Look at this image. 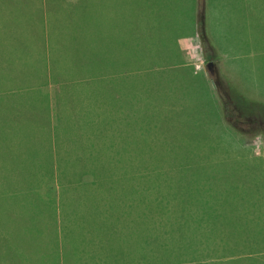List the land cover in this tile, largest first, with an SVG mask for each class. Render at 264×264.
<instances>
[{
	"label": "rangeland",
	"instance_id": "rangeland-1",
	"mask_svg": "<svg viewBox=\"0 0 264 264\" xmlns=\"http://www.w3.org/2000/svg\"><path fill=\"white\" fill-rule=\"evenodd\" d=\"M206 1L205 8L201 0L197 3V12L206 13L205 41L197 17L193 35L177 38L176 44L167 34L182 28L171 27L168 19L182 15H168L181 11L184 0H84L78 6L77 0H0V66L11 65L7 75L13 78L0 79V116L5 100L20 102L27 107L31 127L42 128L43 99L23 89L28 82L41 84L46 76L28 64H43L49 73H57L50 69L67 60L56 47L71 34L87 45L88 53L97 45L92 44L96 36H91L90 26L76 31L75 23L67 21L72 17L88 16L90 23L92 14L101 13L110 29L108 33L104 28L108 38L114 17L118 35H132L133 45L136 41L140 50L156 54L148 53L147 64L153 71L160 67L157 71L165 77L162 83L150 80L153 101L148 107L160 116L158 121L114 112L102 100L106 80L92 87V80L87 86L68 84L69 111L60 106L56 115L61 128L72 114L67 118L73 130L67 148L76 151L69 157L79 171L61 182L52 179L49 193H39L53 213L37 217L32 233L24 229L25 216L15 213L21 207L4 205L0 224L16 233L13 245L20 246L23 258L0 236V255L7 262L40 264L35 256L44 254L56 257L54 264H244L248 258L264 264V117L256 115L264 116V0ZM64 4L70 15L62 11ZM54 35L59 40L52 42ZM214 72L227 84L232 103L218 95ZM205 88L212 97L206 98ZM99 89L104 96L96 95ZM137 96L142 109L148 98ZM178 126L185 129L176 130ZM3 133L0 126V147L7 144ZM166 146L176 148L170 153ZM178 147L185 149V156H172ZM21 149L14 155L0 148L1 156L19 161L21 172H0V188L6 193L10 190L2 185L41 181L35 168L27 174L30 161L20 159ZM5 176L12 180L8 186L2 184ZM127 208L131 210L121 212Z\"/></svg>",
	"mask_w": 264,
	"mask_h": 264
},
{
	"label": "trees",
	"instance_id": "trees-1",
	"mask_svg": "<svg viewBox=\"0 0 264 264\" xmlns=\"http://www.w3.org/2000/svg\"><path fill=\"white\" fill-rule=\"evenodd\" d=\"M83 1L84 0H77V6L83 3ZM61 8L62 6L60 5L59 10H61ZM79 9L80 8H78V10ZM62 11H66L68 15L71 14V8L67 4L63 5ZM86 17V19L83 16L81 18L78 16L76 18L72 17L71 20L67 19V21L75 23V25L77 26L76 31H84V28L87 25L90 26L91 36H96V39L92 41V44L97 42L96 47L93 48L90 53H88L86 49L87 45H85L84 43H78V41H81L75 38L78 37V35L71 34L69 39H66L68 42L62 44L61 47H56L58 52L60 51V55L65 56L67 60L65 61V64H57L56 66H53L50 69L51 72L52 70H55L57 73H49V70L47 71L45 68L47 66L43 64L35 62L28 64L29 69H32L36 74L46 76L45 79L43 78V82L41 84L37 82H28L27 84H25L23 89L28 93H34L35 95H37L40 101L43 99L41 101V106L45 112H43L44 118L42 119V128L38 127V125L36 128L37 130H35L33 126L31 127V120L28 118V116H26V113L24 112L27 107H25V105L21 104L20 102H16V104H14L13 102L5 100V114L4 116H0V126L5 131V133H3V141L7 142L6 145H1L0 148L8 149L9 151L7 152H9V154L14 153V155L21 148H23V150L21 149L22 152L20 155V159H27L28 161H30V163L27 164V174L35 168V171H37V173L35 174L38 175V180H41L30 183L29 185H24L23 179L22 181L20 180L17 183H13L10 187H4L2 185V188H5V190L6 188L7 190H10L9 193H6V191H2L0 188V196L2 195L3 198V200L0 199V205H2V207H0V215L6 213L5 208H3L5 207V204H16L20 206V212L15 211V213L16 215H18V217L25 216L23 219L27 225L24 226V229L27 233H32L30 227H35L37 217H46L47 211H52L53 213L52 207H50L49 202L46 199L44 200L43 196H41L39 193H43L44 191L48 192L47 189H49L50 191V188L52 186V179H56L61 182L63 181V179H68V174L71 177H74V173L76 171H79L76 170V167L73 166L74 163H72L71 157H69L76 156V151H69L67 148L69 145L68 142L70 140V137L73 134V130L70 126H68L67 118H70L72 114L68 116L65 120H63V123L65 125L62 124L61 128L59 126L61 122V120L59 122L60 116L58 114L56 115V110L60 106L62 110L66 109L67 111H69L68 101L65 97L66 87L69 83L76 84L77 82H80L83 85L85 84L87 86L88 80H92L90 83V87H92L97 84L102 85L103 81L106 80L107 83L105 84H108L107 92L105 94V97L102 98V100H104L108 106H111L114 109V112H123V114L129 117L134 116V114H141L147 117L148 119L155 121H158L157 119L160 118V116L157 117L153 114V112H150L151 110L149 107L151 106V103L153 101L150 88V80L156 79V82L162 83L165 78L163 76L164 72L157 71L160 67L153 68L154 71L151 70L152 64L148 65L146 61L148 53H150L151 56H156V54H153L151 50H148L147 52L145 50H140L139 44L136 41V45H133L132 35L128 37H126L125 35H118V30L116 29L117 23L115 22V19L113 20L114 17L111 19V38H108V36L106 37L105 32L107 27L106 24L103 23L101 13L92 14L89 17L90 23L87 22L88 16ZM75 19L76 22H72ZM198 20V25L200 29V39L202 42H204V19L202 14H199ZM107 32H110L109 28H107ZM56 40H59V36L57 37L54 35V39L52 42ZM109 41L113 42L112 46L108 44ZM66 46L67 48H65ZM85 51H87L86 55H84ZM101 53L106 54V58L104 60H102V58L97 59V56ZM173 53H176V51H173ZM209 54L211 55V53ZM61 66L63 67L61 68ZM10 68L11 65H7L4 67L0 66V79L4 76H8L7 72ZM133 70H142L145 72L147 70L149 72H146L147 74H142V76H140L139 73H134V75H132L130 74V72H132ZM72 71H77L78 74L70 75L72 78L65 76H68V74H70ZM94 75L97 76L93 78ZM8 77L10 82L13 81V78L11 76ZM221 78L222 77L219 76L218 72H214L213 81L215 83L217 93L221 99L227 98L230 100V102H233L232 97L226 95L228 93L227 84L223 82ZM101 87L102 86H100V88ZM206 88L203 89L206 94V98L212 97L209 96V90ZM42 89H44V92L42 91ZM36 90L41 92V94L36 92ZM101 90L102 89L97 90L96 95H99L98 93ZM18 91L19 88H13L12 92L16 94L18 93ZM111 91H113V93L110 94ZM61 92H63L64 95H62ZM139 93L143 95L146 94V97L148 98L147 100H145L146 103L143 104L142 109L137 107V103H140V99L136 98L138 97L137 95ZM99 96H104V94H100ZM161 100H163V102L165 103L170 102L169 100H166L164 98ZM20 108L22 110H20ZM53 110L55 112L53 116H51L49 112ZM67 114L68 112L65 115ZM256 115L260 116L261 118L264 117L262 114ZM37 116L39 117L40 113H38ZM163 116H168L167 112L166 114H163ZM14 117H16V121L13 123ZM19 118H22V120H20ZM24 118H26V122H23ZM175 129L183 130L185 128L178 126V128ZM177 132L179 131H176L175 133ZM60 133L61 138L59 136ZM161 134L163 136L166 133L162 132ZM8 143H10L11 145H8ZM175 148L176 146H173V148L171 147L172 150ZM61 149L62 152H60ZM171 149H168L170 153H172ZM182 149L184 148L178 147L176 153H173V155H171L176 157L185 156V149ZM12 150H14V152ZM62 153L64 154L62 155ZM189 153L191 154L192 152L189 150ZM8 158L9 159L4 158L0 155V172H8L11 174H15V171L20 172L17 166L19 161L18 163H13L12 161L14 157L9 156ZM65 168L68 169V172L65 171ZM5 179V182H2V184H7L8 186V184H10L12 180H8L6 176ZM63 183L68 184L67 182ZM35 192L38 194L37 197L34 195ZM65 192L66 188H61L62 197H65ZM75 197L76 195L73 196V199ZM125 210L131 209H122L121 212H124ZM0 223H2L1 220ZM0 236L4 238L3 240L8 246L10 243L11 247H13V249L15 250L16 255L19 254V256L22 258L20 254L21 251L19 250L20 246L13 245H17L15 240L16 233H13L12 229H7L6 226L3 227V225L0 224ZM13 239L14 241L11 242ZM43 255L44 254H41V257L35 256L40 258V264H54L56 257L52 258L51 256ZM36 261L37 263L39 262L38 259ZM251 261H254L253 264L257 262L256 258H248L247 262H245L244 260V264H251ZM0 264L10 263L5 260V256L0 255ZM23 264L27 263L24 262Z\"/></svg>",
	"mask_w": 264,
	"mask_h": 264
},
{
	"label": "crops",
	"instance_id": "crops-1",
	"mask_svg": "<svg viewBox=\"0 0 264 264\" xmlns=\"http://www.w3.org/2000/svg\"><path fill=\"white\" fill-rule=\"evenodd\" d=\"M202 6L205 8V4H207L206 0H201ZM185 7L182 8L180 11H172L171 14L168 15L172 16L175 14L182 15L180 18H169L168 22H170L171 27H180L182 30L178 32L176 29L175 32L171 30L167 35L170 39V42H175L177 44V38L181 36H192L193 32L196 28V18L199 16V13L197 12V3H199V0H184ZM206 16V13L203 14ZM205 21L204 18V27H205ZM170 36V37H169ZM178 48V46H177Z\"/></svg>",
	"mask_w": 264,
	"mask_h": 264
},
{
	"label": "flooded vegetation",
	"instance_id": "flooded-vegetation-1",
	"mask_svg": "<svg viewBox=\"0 0 264 264\" xmlns=\"http://www.w3.org/2000/svg\"><path fill=\"white\" fill-rule=\"evenodd\" d=\"M212 64L208 63V67L210 68Z\"/></svg>",
	"mask_w": 264,
	"mask_h": 264
}]
</instances>
